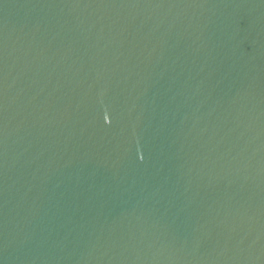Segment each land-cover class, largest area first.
<instances>
[{
	"label": "water",
	"instance_id": "1",
	"mask_svg": "<svg viewBox=\"0 0 264 264\" xmlns=\"http://www.w3.org/2000/svg\"><path fill=\"white\" fill-rule=\"evenodd\" d=\"M0 264H264V0H0Z\"/></svg>",
	"mask_w": 264,
	"mask_h": 264
}]
</instances>
